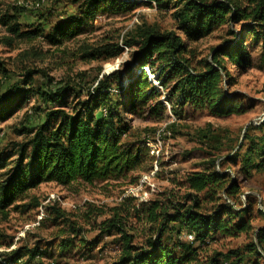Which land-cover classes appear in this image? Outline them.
<instances>
[{
  "label": "rangeland",
  "instance_id": "1",
  "mask_svg": "<svg viewBox=\"0 0 264 264\" xmlns=\"http://www.w3.org/2000/svg\"><path fill=\"white\" fill-rule=\"evenodd\" d=\"M116 1L125 2L126 8L98 7L92 20L81 8L85 0H45L36 10L20 6L32 0H0V19L4 15H16L23 31L41 27L49 34L54 26L71 17L88 19V26L81 33L57 46H51L43 37L32 42L15 40L8 45L5 39L13 36L0 24V59L10 71L8 79H0V96L12 87L25 91L11 112L3 119L0 117V158L8 165L0 171V176L12 168L19 145L31 138L29 132L44 123L49 110L59 108L58 103L44 104L38 97V89L48 78L53 83L44 91L55 93L64 89L66 111L73 113L75 107L92 99L97 81L103 76L119 71L122 88H128L139 71L131 66L134 76L126 74L124 66L132 64L135 47L125 43L140 28L178 32L172 9L176 2L170 4V9L159 10L147 6L146 0ZM233 1L241 8L245 5L243 0ZM244 25L252 27L254 23L241 24L236 32L242 33ZM227 27L190 43L198 60L210 61L214 49L232 40ZM244 33L247 39L243 45L251 54L249 65L245 68L234 63L227 65L232 85L226 94L236 107L234 114L218 116L192 104L172 108L159 85L158 75L149 67L144 68L148 80L162 93L163 107L148 114L156 105L151 102L141 116L125 113L122 121L129 128L125 141L135 144L142 152L143 165L149 171L131 172L118 180L97 181L93 185L80 183L65 187L44 183L27 192L6 212L0 211V256L20 249L25 264H114L123 252L125 236L132 238L134 246L141 247L154 234L145 215L138 214L144 204L165 202L167 198L180 200L187 194L188 175L215 172L226 176L227 182L237 180L239 192L232 197L223 192L216 196L201 194L202 212L211 214L217 205L225 207L226 216L246 210L251 230L235 237L216 236L210 245L203 247L201 257L211 259L239 251L244 257L243 264H264V248L255 239V234L264 229V39ZM104 45H118L119 56L110 61L82 58L85 47ZM29 72L32 84L26 86L23 80ZM116 85L114 81L112 92ZM106 108L101 107L95 114H104ZM124 199L131 202L120 206ZM51 206L65 212V217L51 216ZM116 208L121 209L125 226L122 232L115 229L109 233L101 224L112 217ZM177 239L188 242L187 232L182 230L171 240L166 235L164 244L169 246ZM252 243L257 245L255 250ZM36 248L44 252L43 256L41 260L31 261L27 254Z\"/></svg>",
  "mask_w": 264,
  "mask_h": 264
},
{
  "label": "trees",
  "instance_id": "2",
  "mask_svg": "<svg viewBox=\"0 0 264 264\" xmlns=\"http://www.w3.org/2000/svg\"><path fill=\"white\" fill-rule=\"evenodd\" d=\"M243 1L245 5L241 8L233 0H146L147 6H156L159 10L170 9V4L176 2L172 9L175 10L173 16L178 32L159 31L148 26L140 28L125 43L126 46L135 47L131 55L132 64L124 66L125 72L134 76L131 66L137 67L139 71L128 88H122V74L119 71L103 76L97 81L92 99L75 107L73 113L66 111L68 105L64 89L55 93L44 91L53 83V79L48 78L38 89V97L44 104L58 103L59 108L49 110L45 114L44 123L32 133L29 132L31 138L19 145L18 158L12 168L0 176V211L6 212L27 192L44 183L65 187L80 183L93 185L97 181L118 180L131 172H148L149 168L143 165L145 160L142 152L136 149L135 144L125 141L129 128L122 121L125 113L141 116L151 102L156 105L150 108L148 114L152 115L156 108L163 107L160 103L162 93L148 80L144 68L149 67L158 75L159 85L172 108L178 104H192L200 105L218 116L234 114L236 107L226 94L232 85L227 65L234 63L243 68L249 65L251 54L243 45L247 39L245 31L252 33V38L264 39V0ZM102 6H120L125 9L126 3L116 0H85L81 8L94 20L96 8ZM244 23L254 25H244L242 33H237V27ZM0 24L13 36V39H5L8 45L15 40L32 42L43 37L51 46H57L81 33L88 26V19L71 17L54 26L49 34L41 27L23 31L16 15L2 16ZM225 25L228 26V35L232 36V40L228 39L225 45L214 49L210 61L198 60L196 49L190 43L200 41ZM258 28L262 31H257ZM120 52L118 45L85 47L82 58L88 61H110L118 57ZM9 76L10 71L0 59V79H8ZM24 78V85L32 84L31 72ZM114 81L117 87L112 92ZM24 92L18 90V87H12L0 96L2 119L11 112L12 106ZM101 107H107L106 115L97 116L95 113ZM245 164L248 167V163ZM7 166L6 160L0 158V171ZM185 187L187 194L180 200L167 198L165 202L144 204L145 207L138 214L145 215L154 234L148 239L147 245L141 247L134 246L132 238L125 236L123 252L114 264L244 263V257L239 251L224 256L216 255L211 259L201 257L203 247L210 245L216 236L235 237L248 234L251 230L246 210L226 216L225 207L217 205L211 214L202 212L201 194L216 196L223 192L232 197L239 192L238 181L227 182L226 176L215 172H196L188 175ZM129 202L130 199H124L120 206ZM212 202L215 203L214 200ZM120 211V208L114 209L112 217L101 224L107 227L109 233L115 229L122 232L125 217L120 215ZM49 214L56 219L65 217V212L56 206L50 207ZM182 230L187 232V237L194 236L192 243L177 239L169 246L164 244L166 235L171 240L173 235L181 234ZM255 239L258 246L264 248V229L255 234ZM65 245L67 243L62 248ZM256 246L252 243L253 250ZM43 253L36 248L29 251L27 256L31 261H38ZM23 257L20 249L2 254L0 264H25L22 262Z\"/></svg>",
  "mask_w": 264,
  "mask_h": 264
},
{
  "label": "built area",
  "instance_id": "3",
  "mask_svg": "<svg viewBox=\"0 0 264 264\" xmlns=\"http://www.w3.org/2000/svg\"><path fill=\"white\" fill-rule=\"evenodd\" d=\"M45 3V0H32V3L30 4H22L20 3V6H24V7H27V8H30L32 10H36L39 6L43 5ZM104 115H106V111H104ZM188 239V242H193L194 241V236L193 235H189L187 237Z\"/></svg>",
  "mask_w": 264,
  "mask_h": 264
},
{
  "label": "bare ground",
  "instance_id": "4",
  "mask_svg": "<svg viewBox=\"0 0 264 264\" xmlns=\"http://www.w3.org/2000/svg\"><path fill=\"white\" fill-rule=\"evenodd\" d=\"M107 68H108V67H107ZM151 77H152L151 79L154 80V79H153V76H151Z\"/></svg>",
  "mask_w": 264,
  "mask_h": 264
}]
</instances>
